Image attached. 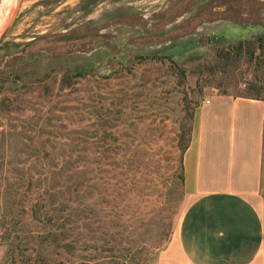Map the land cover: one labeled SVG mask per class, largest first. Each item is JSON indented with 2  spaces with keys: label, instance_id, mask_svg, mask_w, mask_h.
I'll return each instance as SVG.
<instances>
[{
  "label": "rangeland",
  "instance_id": "rangeland-1",
  "mask_svg": "<svg viewBox=\"0 0 264 264\" xmlns=\"http://www.w3.org/2000/svg\"><path fill=\"white\" fill-rule=\"evenodd\" d=\"M263 35L264 0H22L0 41V264H158L195 200L197 114L264 100Z\"/></svg>",
  "mask_w": 264,
  "mask_h": 264
},
{
  "label": "crops",
  "instance_id": "crops-1",
  "mask_svg": "<svg viewBox=\"0 0 264 264\" xmlns=\"http://www.w3.org/2000/svg\"><path fill=\"white\" fill-rule=\"evenodd\" d=\"M195 200L158 264H264V100L213 95L184 155Z\"/></svg>",
  "mask_w": 264,
  "mask_h": 264
},
{
  "label": "water",
  "instance_id": "water-1",
  "mask_svg": "<svg viewBox=\"0 0 264 264\" xmlns=\"http://www.w3.org/2000/svg\"><path fill=\"white\" fill-rule=\"evenodd\" d=\"M22 0H16V2L14 3V5H4V26L2 27L1 31H0V41L2 40V38L5 36V34L7 33V31L9 30V28L11 27L15 16L18 12V9L20 7ZM5 4V3H4Z\"/></svg>",
  "mask_w": 264,
  "mask_h": 264
},
{
  "label": "trees",
  "instance_id": "trees-1",
  "mask_svg": "<svg viewBox=\"0 0 264 264\" xmlns=\"http://www.w3.org/2000/svg\"><path fill=\"white\" fill-rule=\"evenodd\" d=\"M258 41H259V48H264V35L261 36V37H259ZM198 43H199V42H197L196 45H194V48L197 47L198 45H200V44H198ZM182 45H183V44H182ZM185 45H186V46H184V47H187V46H190L191 44L186 43ZM164 53H166V54H164V57H165V58L169 59L172 63H174L175 66H176L177 68H180V66L178 65V63H176V62L173 60L172 55H169L168 52H164ZM248 97H252V96H248ZM255 98H257V97H255ZM258 99H261V98H258ZM186 150H187V149H186ZM183 169H184V167H183Z\"/></svg>",
  "mask_w": 264,
  "mask_h": 264
},
{
  "label": "bare ground",
  "instance_id": "bare-ground-1",
  "mask_svg": "<svg viewBox=\"0 0 264 264\" xmlns=\"http://www.w3.org/2000/svg\"><path fill=\"white\" fill-rule=\"evenodd\" d=\"M16 2V0H5V6L6 5H8V4H10V5H14V3ZM4 5H3V8L1 9V13H2V19H0V31H1V29H2V27L4 26V19H3V17H4Z\"/></svg>",
  "mask_w": 264,
  "mask_h": 264
}]
</instances>
